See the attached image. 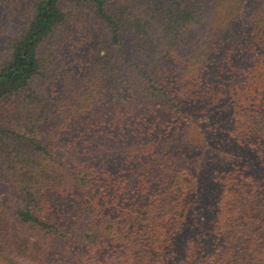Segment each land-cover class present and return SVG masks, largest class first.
Masks as SVG:
<instances>
[{
  "label": "trees",
  "instance_id": "1",
  "mask_svg": "<svg viewBox=\"0 0 264 264\" xmlns=\"http://www.w3.org/2000/svg\"><path fill=\"white\" fill-rule=\"evenodd\" d=\"M4 5L0 263L264 264V0Z\"/></svg>",
  "mask_w": 264,
  "mask_h": 264
},
{
  "label": "rangeland",
  "instance_id": "2",
  "mask_svg": "<svg viewBox=\"0 0 264 264\" xmlns=\"http://www.w3.org/2000/svg\"><path fill=\"white\" fill-rule=\"evenodd\" d=\"M209 15L205 16V22L209 20ZM13 27V21L12 19L8 16V10L6 6L4 5L3 7L0 6V38L4 36V34L11 30ZM211 117L210 112H201L200 115H198L197 119L199 122H207ZM3 264V263H0Z\"/></svg>",
  "mask_w": 264,
  "mask_h": 264
}]
</instances>
